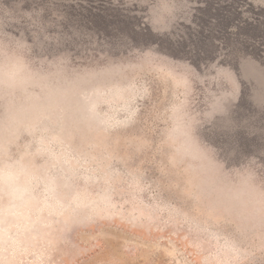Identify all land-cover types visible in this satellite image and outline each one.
Wrapping results in <instances>:
<instances>
[{"label": "rangeland", "instance_id": "1", "mask_svg": "<svg viewBox=\"0 0 264 264\" xmlns=\"http://www.w3.org/2000/svg\"><path fill=\"white\" fill-rule=\"evenodd\" d=\"M0 264H264V0H0Z\"/></svg>", "mask_w": 264, "mask_h": 264}]
</instances>
